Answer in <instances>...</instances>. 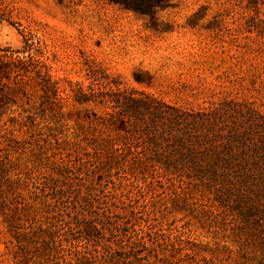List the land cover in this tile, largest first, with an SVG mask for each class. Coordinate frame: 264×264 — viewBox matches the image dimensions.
I'll use <instances>...</instances> for the list:
<instances>
[{
  "label": "rangeland",
  "instance_id": "rangeland-1",
  "mask_svg": "<svg viewBox=\"0 0 264 264\" xmlns=\"http://www.w3.org/2000/svg\"><path fill=\"white\" fill-rule=\"evenodd\" d=\"M0 8L10 20L0 22V46L20 48L32 33L41 61L35 69L65 88L63 115L50 109L39 78L30 96L0 109V191L12 211V222L0 214V264L40 261L36 239L47 236L36 232L52 213L44 202L54 193L50 172L60 157L71 170L60 182L68 193L59 207L77 209L87 222L105 210V236L122 243L138 231L148 242L143 253L156 264H259L264 0H170L153 17L106 0H5ZM73 82L96 99L107 83H118L164 110L169 104L183 117L202 114L218 143L233 141V149L245 151L232 164L245 166L246 178L233 170L228 178L173 175L131 155L121 166L112 144L144 154V126L133 127L110 104L74 103ZM98 116L105 120L96 122ZM183 123L167 117L159 128L182 133ZM248 206L256 210L244 215ZM43 257L53 264L51 255Z\"/></svg>",
  "mask_w": 264,
  "mask_h": 264
},
{
  "label": "trees",
  "instance_id": "trees-1",
  "mask_svg": "<svg viewBox=\"0 0 264 264\" xmlns=\"http://www.w3.org/2000/svg\"><path fill=\"white\" fill-rule=\"evenodd\" d=\"M106 1L135 13L153 17L158 10L166 8L170 0ZM4 2L5 0H0V6ZM4 21L10 22L0 8V22ZM38 52L35 36L30 32L23 37V45L20 48L0 46V109L6 105L15 104L14 98L20 94L30 96L35 89V79L39 78L41 89L50 100L49 103L52 106L50 109L58 111L57 114H64L62 109L65 97L62 93L65 92V88L61 89L58 81L51 80L47 73L35 69V63L41 62ZM70 90L74 93V103L110 104L122 115H128L134 123L133 127L144 126L145 135L148 136L146 142L150 147L145 149L144 154L138 147H129L124 151L122 147L118 148L112 144V151H121V166L130 162L128 156L131 155L133 158L145 161V166H152L154 169L170 172L173 175L202 177L210 174L215 178H228L229 171L233 170L239 180L246 178L247 173L243 171L245 166L232 164L233 161L243 158L245 151L240 149L239 144L238 149H233L235 147L233 141L218 143L209 134L208 122L199 121L202 114L187 112V116L183 117L181 108L169 104L166 105L168 111L164 110L154 99L146 100L127 94L118 83L113 85L107 83L98 99L91 97V93L84 87H77L75 82L71 83ZM167 117H174L178 122H185L183 123L184 132L160 130V121ZM96 119H99L96 122L105 120L99 116ZM123 123L125 124L124 121ZM191 130H195L196 133L193 134ZM166 139L173 143L170 147L163 145ZM226 151L228 154L224 155ZM52 162L53 168L50 175L54 183L52 187L54 193H50L51 199L44 202L46 207L51 208L52 213L47 217L46 225L40 224L36 232L47 236V239L43 241L36 239L35 249L43 251L37 264H46V260H42L44 255H51L53 264H156L149 254L143 253L148 242L138 231H134L131 240L122 243H117L113 238L105 236V230L108 227L103 219L111 218L105 210H98L97 217L87 222V215L77 209L71 212L69 211L71 209H64L63 206L60 208L58 200L68 193V188H64L60 182L68 177L71 169L67 167L64 157L54 158ZM101 168L100 166L99 169ZM102 174L106 175L105 172ZM259 176L264 183V168ZM3 194L0 191V214L12 222V211L8 210V200L4 199ZM255 210L256 207L248 206L242 212L247 215ZM259 264H264V258L259 260Z\"/></svg>",
  "mask_w": 264,
  "mask_h": 264
}]
</instances>
